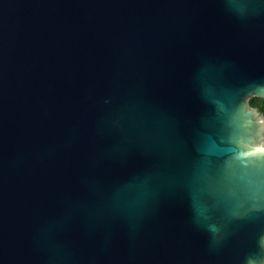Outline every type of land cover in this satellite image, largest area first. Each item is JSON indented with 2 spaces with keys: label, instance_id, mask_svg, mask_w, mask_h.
I'll use <instances>...</instances> for the list:
<instances>
[{
  "label": "water",
  "instance_id": "95a60500",
  "mask_svg": "<svg viewBox=\"0 0 264 264\" xmlns=\"http://www.w3.org/2000/svg\"><path fill=\"white\" fill-rule=\"evenodd\" d=\"M253 85L264 0H0V264H264Z\"/></svg>",
  "mask_w": 264,
  "mask_h": 264
},
{
  "label": "snow or ice",
  "instance_id": "6c2138e0",
  "mask_svg": "<svg viewBox=\"0 0 264 264\" xmlns=\"http://www.w3.org/2000/svg\"><path fill=\"white\" fill-rule=\"evenodd\" d=\"M260 91L264 94V85L257 88L255 85L249 87L247 90L243 91L239 96L243 94H251L252 91ZM216 110L221 115L227 114V109L224 105L216 104ZM242 111V107H241ZM244 118L251 125L252 113H245ZM259 137L253 136L251 133L246 135L243 140H237L235 137L229 134L228 140L231 145V162L230 168L234 166H244L246 169H251L254 171H259L264 168V145L257 147H250L249 145H255ZM246 141V143H244ZM218 145L213 140H206L205 151L212 152L217 148Z\"/></svg>",
  "mask_w": 264,
  "mask_h": 264
},
{
  "label": "trees",
  "instance_id": "16d2710c",
  "mask_svg": "<svg viewBox=\"0 0 264 264\" xmlns=\"http://www.w3.org/2000/svg\"><path fill=\"white\" fill-rule=\"evenodd\" d=\"M248 104L252 108H256L259 113L264 116V98L260 96H253L249 98Z\"/></svg>",
  "mask_w": 264,
  "mask_h": 264
},
{
  "label": "rangeland",
  "instance_id": "374dc122",
  "mask_svg": "<svg viewBox=\"0 0 264 264\" xmlns=\"http://www.w3.org/2000/svg\"><path fill=\"white\" fill-rule=\"evenodd\" d=\"M249 100V99H248ZM258 111V110H257ZM261 114V113H260ZM262 115V114H261ZM263 116V115H262ZM264 117V116H263Z\"/></svg>",
  "mask_w": 264,
  "mask_h": 264
}]
</instances>
